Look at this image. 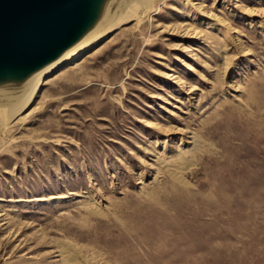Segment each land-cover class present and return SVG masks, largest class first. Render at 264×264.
I'll return each mask as SVG.
<instances>
[{"label":"rangeland","instance_id":"obj_1","mask_svg":"<svg viewBox=\"0 0 264 264\" xmlns=\"http://www.w3.org/2000/svg\"><path fill=\"white\" fill-rule=\"evenodd\" d=\"M145 7L0 124V264H264V0Z\"/></svg>","mask_w":264,"mask_h":264},{"label":"water","instance_id":"obj_2","mask_svg":"<svg viewBox=\"0 0 264 264\" xmlns=\"http://www.w3.org/2000/svg\"><path fill=\"white\" fill-rule=\"evenodd\" d=\"M103 0H0V83L55 60L92 26Z\"/></svg>","mask_w":264,"mask_h":264},{"label":"bare ground","instance_id":"obj_3","mask_svg":"<svg viewBox=\"0 0 264 264\" xmlns=\"http://www.w3.org/2000/svg\"><path fill=\"white\" fill-rule=\"evenodd\" d=\"M146 1L103 0L99 5L96 20L75 44L65 50L55 60L29 74L21 81L0 83V124L5 116L8 117L20 112L32 101L44 79L53 77V75L68 65H72L71 67L77 66L81 57L93 51L96 44L101 43L108 33L110 34L117 27H120L126 19L132 16L138 18L141 13L144 14L145 11H148L149 8L145 7ZM177 82L183 84V81L179 78H177ZM190 140L187 142L189 149L177 148L175 154L168 156L165 162L162 163L163 169L176 179L181 178L182 170L195 165L193 163L199 155V145L195 136L193 135ZM182 165H185V167ZM87 207L94 212H98L93 204L87 205ZM64 260V256H61V264H65Z\"/></svg>","mask_w":264,"mask_h":264}]
</instances>
